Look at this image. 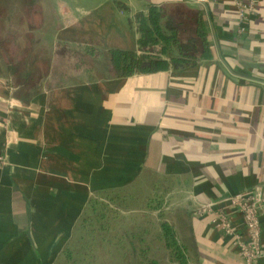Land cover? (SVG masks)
Masks as SVG:
<instances>
[{
  "label": "crops",
  "instance_id": "0c3cea01",
  "mask_svg": "<svg viewBox=\"0 0 264 264\" xmlns=\"http://www.w3.org/2000/svg\"><path fill=\"white\" fill-rule=\"evenodd\" d=\"M250 2L43 0L54 56L39 95L24 105L0 78V264H55L96 193L154 178L171 180L165 212L195 264H241L212 220L242 228L229 199L264 188V0L241 23ZM180 4L201 13L212 58L114 76L110 50L144 54L129 20ZM261 229L264 264V215Z\"/></svg>",
  "mask_w": 264,
  "mask_h": 264
},
{
  "label": "trees",
  "instance_id": "16d2710c",
  "mask_svg": "<svg viewBox=\"0 0 264 264\" xmlns=\"http://www.w3.org/2000/svg\"><path fill=\"white\" fill-rule=\"evenodd\" d=\"M129 21L141 35L138 45L144 54L110 50L109 68L116 77L182 71L212 58L198 10L182 4L174 8L150 5ZM46 26L43 0H0V78L9 81L14 98L24 105L39 95L52 67L53 32ZM154 47H160L157 56L147 55ZM170 184L169 179L154 178L144 191L132 185L96 193L89 207L96 211L101 205L95 217L107 223L90 231L94 218L83 217L77 228L87 233H74L73 238L75 234L80 238L67 244L55 264H195L181 233L167 219L154 215L165 208ZM132 203L147 221L132 220L124 229L118 207L129 208Z\"/></svg>",
  "mask_w": 264,
  "mask_h": 264
},
{
  "label": "built area",
  "instance_id": "2783aa9c",
  "mask_svg": "<svg viewBox=\"0 0 264 264\" xmlns=\"http://www.w3.org/2000/svg\"><path fill=\"white\" fill-rule=\"evenodd\" d=\"M255 0L248 5L239 8L241 23H245L254 9ZM241 33L245 28L240 29ZM230 206L234 212L239 213L243 218V227L234 225L232 214L225 211L214 212L212 224L225 238H230L239 248L241 264H259L263 257V245L261 239V217L264 215V188L258 187L246 194H238L229 199ZM207 213H212L209 208Z\"/></svg>",
  "mask_w": 264,
  "mask_h": 264
},
{
  "label": "rangeland",
  "instance_id": "374dc122",
  "mask_svg": "<svg viewBox=\"0 0 264 264\" xmlns=\"http://www.w3.org/2000/svg\"><path fill=\"white\" fill-rule=\"evenodd\" d=\"M156 49H158V47H154L153 48V52H149V54H147V55H151L150 53H152V55L151 56H155L156 54H158V52L160 51V49H159V51L157 52L156 51ZM63 50H65L64 52L65 53H62L61 54V58L62 59H69L68 61H62V60H60V66H59V68L60 69H66V70H68V69H71V67H72V63L70 62V57H71V53H70V50H66L65 48H63ZM60 59V58H59ZM90 64V63H89ZM76 65H77V63H76ZM86 65H88V64H86ZM90 66V65H89ZM148 186H149V183H147V184H144V185H137L136 186V189L137 190H141V191H144V190H146L147 188H148ZM150 188V187H149ZM149 191V190H148ZM147 191V192H148ZM129 205H131V206H129V208H127V207H118L119 209H121V211H122V215H121V218H120V224H121V226L124 228V229H127L128 227H127V223H130L132 220L135 222V223H137V224H142L143 222H146L147 221V218H141V216H139L138 214V205L137 204H134V203H132V204H129ZM89 206H91V205H89ZM87 207L86 208V210L84 211V214L82 215V217H81V219L84 217V218H90L91 216H92V218H94V220L92 221V225H90L89 224V227H88V229L90 230V229H92L95 225H97V227H99V228H101V225H102V223H107L106 221H103L102 219H101V222H97V218L95 217L97 214V212H101L102 211V209H103V207H101V205H98L96 208V211L95 210H93L92 209V207ZM165 209H166V206H165V208L163 209V211L160 213V214H162L161 216H160V214H158L159 212H156V213H154V215H156L157 217H158V220L159 219H167V214H166V212H165ZM98 217V216H97ZM81 219L78 221V223L76 224V227L75 228H77L78 227V225H80V221H81ZM105 219V218H104ZM107 220H109V219H107ZM144 220V221H143ZM172 225H174L173 223H172V221L171 220H169V219H167ZM103 221V222H102ZM92 226V227H91ZM103 226V225H102ZM175 227V226H174ZM82 228H77V229H75V232L74 233H87V230L86 231H84V229L83 230H81ZM91 231V230H90ZM74 233H72V236H71V238H70V240L68 241V243L71 241V240H73V242H72V244H75L76 243V241L80 238V234H75V238H73V234ZM103 233V232H102ZM182 235V234H181ZM73 238V239H72ZM67 243V244H68ZM67 244H66V246H67ZM65 246V247H66ZM65 247H64V249H65ZM62 255V254H61ZM60 255V256H61ZM60 258V257H59ZM100 261H102L101 259H100ZM193 262V261H192Z\"/></svg>",
  "mask_w": 264,
  "mask_h": 264
}]
</instances>
